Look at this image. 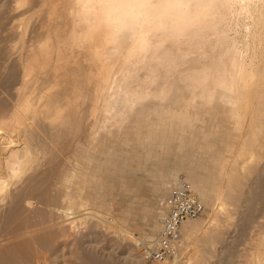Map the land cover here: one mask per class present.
Instances as JSON below:
<instances>
[{
  "label": "bare ground",
  "instance_id": "obj_1",
  "mask_svg": "<svg viewBox=\"0 0 264 264\" xmlns=\"http://www.w3.org/2000/svg\"><path fill=\"white\" fill-rule=\"evenodd\" d=\"M61 1L66 10V14L63 12L67 18L66 32L47 27L37 47L22 60L23 76L30 75L34 67L39 66V100L36 99L39 104L24 92L28 88V80L32 79H24L19 86L22 92L17 95L16 103L8 113L0 115V182L5 189L0 194V221H4L8 212L17 205L34 213L33 216L30 213L23 216L21 221L16 219V213L15 216L11 214L20 222L2 232L0 241L13 240L15 243L18 238L25 241L26 247H23L29 251L33 264H41L39 262L46 259L45 251L48 250L39 246L41 238L36 236L44 228L39 224L42 222L39 221V213L36 214L40 210L39 204L47 207L51 198L40 195L39 189L35 192L41 182L39 180L45 179H40L42 174L49 175L43 182L50 186V192L54 189L60 196L57 198L71 204L62 205V212L71 218V228L75 223L86 225L87 218L93 217L96 212L93 205L101 202L104 199L102 196L106 195V173L103 176L94 174L99 169L107 172V167L94 163V160L93 164L90 163L99 149L106 152L104 158L109 163L113 156L118 155L115 148H121L129 140L134 141L130 158L138 155L135 146L144 140H166L174 144L180 151L179 157H185L188 162L196 160V166L191 167L193 172L190 171L191 174H186L184 178L200 199L214 197L218 210L225 204L226 196H233L232 192L240 195L233 185L236 173L241 168L249 170V173L256 167L247 165V158L264 155V0ZM126 3H143L146 7L127 8L123 6ZM38 112L46 119V130L54 131L52 137L55 140L46 136L53 146L47 151L52 154L48 153L41 162H33L29 156L32 145L25 136L31 128L21 130L17 123L20 124L28 113L33 115ZM61 130L64 139L58 143L56 134L62 135L57 132ZM5 135L8 137L5 138ZM108 140H116V146L112 143L107 145ZM81 142L85 145L83 148L78 147ZM99 145L101 147L96 149L95 146ZM151 154L152 149H149L147 155ZM205 159L217 162L218 177L207 175L212 168ZM156 166L153 167L156 176H153L158 179L178 176L175 169L170 170L172 176H169L158 164ZM208 186L212 189L211 194L207 193ZM57 198L54 199L58 201ZM214 204L204 218H188L181 223L180 241L184 243L180 242L179 250L173 256L174 261L176 256H184L190 246H196L197 235L206 237L207 223L217 218ZM56 206L60 207L61 203ZM9 223L6 225L8 228L11 226ZM114 227L123 231L117 225ZM64 231L66 233L67 228ZM58 233L64 234L62 230ZM128 236L138 247L144 242L135 234L129 233ZM262 240L264 236L260 237ZM260 241L253 243L251 258L264 264V241L258 248ZM6 257L1 260L6 262ZM18 257L12 264H26L22 262L23 258L18 260ZM192 258L186 256L180 263L178 260L169 263L164 260L158 264H192Z\"/></svg>",
  "mask_w": 264,
  "mask_h": 264
},
{
  "label": "rangeland",
  "instance_id": "obj_2",
  "mask_svg": "<svg viewBox=\"0 0 264 264\" xmlns=\"http://www.w3.org/2000/svg\"><path fill=\"white\" fill-rule=\"evenodd\" d=\"M49 3L51 5H49ZM53 3L55 5L56 4L58 5L55 6ZM52 5H54L57 12L55 9H54L55 12L53 11ZM61 5H62L61 0H54L51 2L49 0L48 1L47 0H0V66H2L0 67V115H4L8 113L12 109L14 103H16L15 102L16 98L20 95V92H22L19 90V86L21 84V81L24 79L25 80L32 79V80H28V88H26V91L24 92L28 94V97L32 101L34 98L35 100L36 99L39 100V77H37L39 76V72H38L39 66L34 67L35 73L32 70L30 72V75L23 76V65L22 64H24V61L22 60H24V58L27 57L26 55L30 53L31 49H33L34 47H37V45L39 44V39L42 38L45 31L47 30V27H56V29L58 28L59 31L62 30L60 31L61 33L66 32V29H67V24H66L67 18L65 15L66 10L65 8H63L64 6L63 5L61 6ZM57 7H59L60 9ZM61 8L64 10H62ZM63 28H65V30ZM33 73L35 76L33 75ZM17 91H19L18 92L19 94L17 93ZM35 100L34 102L39 104L38 100L36 101ZM33 115L28 113L26 115V118L24 119L25 122L23 120L20 124L17 123V125L19 126V129L21 130H24L25 128H29V129L31 128L30 132H27L25 135L27 137L26 141H28L32 145L31 146L32 149H31L29 156H30V159L33 160V162L35 161L41 162L42 158L44 159L45 156L47 157L51 153V151L48 152L49 151L48 149L49 148L53 149L52 148L53 146H51L52 144L49 143V139L52 138L53 140H55L52 134V132L54 131L51 132L48 129H47L48 131L46 130L47 126H45L46 124H44L46 123L45 122L46 119L42 118V115H39V112ZM27 125L28 126L31 125V126L28 127ZM140 129L141 131H144L143 127H141ZM31 131L33 134L31 133ZM57 132L59 134L62 133V135H58V136L56 134V140L58 138L59 140L58 143H59L61 139H64V132L63 130H61V132L59 131ZM1 135L4 136L3 134ZM46 136L49 137V139ZM7 137L8 136L5 135V138ZM41 138H43L44 140ZM44 141L48 143L46 144L44 143ZM149 141L150 139L147 141L144 140L143 142L140 143V145L135 146L136 155L137 154L138 155L137 156L133 155L131 158H130V153L131 152L133 153L134 141H130V140L128 141V144H125L121 148L119 147L115 148V153L118 155L115 157L113 156L111 158V162L109 163L106 162L104 158L106 152L102 149H99L100 151L98 150L96 152L97 155L99 154V157H97V155L94 154V156H96L97 159L92 155V157L94 158L93 159L91 158V162L89 161L90 163H92L94 160V163L102 164L103 166L105 165L107 167V170H106L107 172H104V170L99 169L98 171H96L97 173L95 172L94 174V175L103 176L106 173L105 175L107 176V181H105L104 183L106 187V195L102 196V199L104 198L105 201L103 199L101 201L102 203L99 202L93 205L94 206L93 211H96V212L93 213L94 214L93 217L87 218L88 220H87L86 225L75 223L74 225H72L74 227L69 228L71 225L70 223L71 218L69 219L68 218L69 215L67 216L64 212H62V209H64V207L66 206H71V204H68V202L59 199L60 196L54 189H52V191L50 192L49 190L50 186L48 184H45V182H43L44 180L46 181L49 178V175L42 174L40 179H43V178L45 179L39 180L41 182H39L40 183L38 184L39 187L37 188V190L35 189L36 190L35 192H38V189H39V194L41 193L40 195L51 197V198H49L48 200L49 206L46 207L44 205L39 204L40 210H38L39 212L36 213V214L39 213L38 214L39 221L43 222V223L42 222L39 223L40 226L44 225V228L40 230L38 234L36 233L37 234L36 236L39 235V238H41L39 239L40 243L42 242V244L39 243V246L41 245L43 249L44 247H46L45 250H47L48 248V250L45 251L46 259L41 260V262L39 263L41 264H44V263L45 264H158L160 263V261L159 262L142 261L140 254H139L138 245L131 242L129 240L130 238H127V237H129L128 236L129 233H132L138 236L139 240L143 239L145 242L156 231L157 225L159 223V219L161 217V203L163 199L165 198V196L168 194V192L175 185L181 182L187 183L190 186V188L194 191V193L196 194V196L198 197V199L203 205V211L198 216L189 218V220L195 219V218L197 219L204 218L206 212L209 211L210 206H212L211 204L215 203L213 206L216 205L217 200L214 199V197L213 198L209 197L208 199L204 198V200L200 199L197 192L193 189L189 181L184 178L186 174L188 173L191 174L190 171H192V168L196 166L195 159L192 160L191 162H188V160L185 157L183 158L179 157L180 151L174 147V144L167 143L166 140L153 141L152 139L150 142ZM38 142H39V145H38ZM116 142H117L116 140H108L107 145H111L112 143L113 146H116L114 145L116 144ZM81 144L78 143V147L83 148L85 145L82 142ZM148 144L150 146H148ZM46 145L49 147H47ZM158 145H160L161 148ZM90 146L92 147L91 144ZM95 147L97 149L101 146L99 145ZM44 148L45 149L47 148V149L45 150ZM143 148H145V150H143ZM149 149H152V154L150 156L147 155ZM101 155L103 156V159ZM116 158H119V159H116ZM132 159L134 160L133 162H132ZM140 159L142 160V162ZM115 160L117 161V163ZM139 162H141L142 164ZM205 162L207 165H209L212 168L207 173V175L218 177L217 176V167H218L217 162L211 161L209 159H205ZM247 162H248L247 165H250V166L253 165L254 167L255 166L256 167L253 168L252 171H250L249 173H248L249 170L246 171V169L242 170L244 168H241L242 172L239 170L240 172L239 173L237 172L238 174L236 173V180H233L234 189L235 188L238 189L240 195L232 192L233 196H228V197L226 196V198H224V202L226 201L227 203L225 202L223 207L219 209L220 212L217 207L218 205H216V210H217L216 217L217 218L212 223H209V224L207 223L208 226L205 227L206 237L202 238V237H198L201 235H197V237H195L197 239L196 246H190L191 248L189 247V250L186 251L185 255L176 256V258H174L175 261L178 260L177 262L180 263V261H183L184 259H186V256H192L193 257L192 264H259V261L257 259L253 260V258H251L252 257L251 254L254 248L253 245L257 244L256 242L260 241L261 236H264V196H263L264 186H262L264 185V155L262 157H256V158L254 157L253 159L247 158ZM122 163L124 164V166H122L123 165ZM125 164H126V168H125ZM130 164H133L132 166L134 168H132V166L129 167ZM157 164H158V167L160 169H164L165 170L164 172L167 173L169 176H172L169 173L170 170L175 169V173H177L178 176L176 175L175 178H171V179L170 177H168L167 179L165 178L158 179L154 177L153 175L156 176V173H155L156 171L154 170V168L157 167L156 166ZM145 165L148 170L146 169ZM141 167L143 168L141 169ZM72 168L73 167H71L69 170H71ZM120 169L122 170V172ZM126 169H128V171H126ZM132 169L134 172H132ZM164 184H167V185H164ZM236 184L237 186L235 187ZM206 189H207V193L211 194L212 189L210 188V186H208V188ZM244 190L246 191L244 192ZM50 193H51V196H49ZM234 194L236 195L235 198H234L235 196ZM54 198H57L58 201H56V199ZM239 198L240 200L241 199L242 200L240 201ZM236 199L239 201V202L237 201L239 205L238 203H236ZM243 199L244 200L247 199V201L245 200L244 202ZM58 202L61 203V206H60L61 209H58L60 207L56 206V204L58 205ZM65 202L67 203V205H65L66 204ZM54 203H55L56 209L54 208L55 207L53 205ZM236 204L238 206H236ZM50 205H51V208H50ZM62 205H64V207ZM17 206L15 209H12L11 212L10 211L8 212L6 219H4V221L3 220L0 221L2 225V226L0 225L1 226L0 230L3 229L0 232V234L7 232V230H9L12 226L17 224V222H20L21 221L20 219H22L23 216H29V213H30L29 211L23 210V206L19 205L20 208L19 206L18 207ZM17 208H19V210ZM21 210L23 213L21 212ZM226 210H228L229 212ZM259 210L260 212H258ZM26 212H27V215H25ZM227 212L229 214L230 213L232 214L229 215ZM243 212H245V214ZM14 213H16L17 215L16 219L18 218L17 220H20V221H17L16 219H14L13 217V215L15 216ZM61 213H63L62 216H61ZM95 213H97L96 215L101 214L100 215L101 217L96 216ZM239 213H243V214L240 215ZM256 213H258L259 215H257ZM11 214L13 215L11 216ZM18 214L20 215L21 218H19ZM33 214L34 213L31 212L30 216H33ZM224 214H227V215H224ZM224 216L226 217L223 218ZM227 216L229 219H227ZM230 216L233 218H231ZM247 216L248 217L250 216V217L248 218ZM96 217L97 219L99 220L101 219V220L100 221L96 220L95 219ZM257 217L259 218L256 219ZM102 218L105 220L107 219V221L104 222L105 220H102ZM8 220L10 223L7 222ZM13 221H15V223ZM247 221H251V222L247 223ZM8 223L9 225L11 224L9 228L6 226L8 225ZM115 225L121 227V229H123L124 232L122 230L120 231L116 229V227H114ZM246 225H248V227ZM66 228H67V232H66L67 234L64 231L66 230ZM60 230L64 232L65 236L63 233L62 235L61 233H58ZM56 232L59 234L58 236L56 235L57 234ZM68 232L71 233V235L68 234ZM45 235H48V236H45ZM20 240L21 239L19 238L15 239L14 240L15 243H13V240L12 241L7 240L3 242L0 241L1 242L0 243V257H3V258H0V264H7V263L10 264V262L12 264L16 262L15 259H17L16 257L18 256H19L18 260L24 259V261L22 262H26V264H31L33 259L32 257L29 258L30 257L29 251L27 250V248L23 247V245H25L24 243L26 242L23 240L21 241ZM262 241H260L261 245L258 243V248L262 246ZM183 243L184 241L182 242L181 240L182 245ZM21 245H22L23 251L24 249L26 250L24 252V254H26L25 257L27 256L28 258L21 257V255H24L22 249H19V247L21 248ZM10 246L11 248H9ZM250 246L252 247V249L250 248ZM17 247L18 249L16 250ZM20 250L21 252H19ZM11 251H13V253H11ZM18 253H20V255ZM7 255L8 257H6ZM4 257H6L5 258L6 262L1 260V259L4 260ZM20 258H23V259H20ZM166 260L167 262L168 261L172 262L173 257H170L169 259H166ZM175 261L173 260V262ZM253 261H255L256 263ZM22 262L20 261V263Z\"/></svg>",
  "mask_w": 264,
  "mask_h": 264
},
{
  "label": "built area",
  "instance_id": "obj_3",
  "mask_svg": "<svg viewBox=\"0 0 264 264\" xmlns=\"http://www.w3.org/2000/svg\"><path fill=\"white\" fill-rule=\"evenodd\" d=\"M202 211V203L187 183L175 185L161 203L159 227L139 247L141 259L159 262L176 255L181 242V223Z\"/></svg>",
  "mask_w": 264,
  "mask_h": 264
},
{
  "label": "clouds",
  "instance_id": "obj_4",
  "mask_svg": "<svg viewBox=\"0 0 264 264\" xmlns=\"http://www.w3.org/2000/svg\"><path fill=\"white\" fill-rule=\"evenodd\" d=\"M123 6L127 7V8H144V7H146V5H144L143 3H126Z\"/></svg>",
  "mask_w": 264,
  "mask_h": 264
},
{
  "label": "snow or ice",
  "instance_id": "obj_5",
  "mask_svg": "<svg viewBox=\"0 0 264 264\" xmlns=\"http://www.w3.org/2000/svg\"><path fill=\"white\" fill-rule=\"evenodd\" d=\"M2 67V66H0ZM5 189H4V186H3V182H0V194L4 193ZM2 202V201H0Z\"/></svg>",
  "mask_w": 264,
  "mask_h": 264
}]
</instances>
